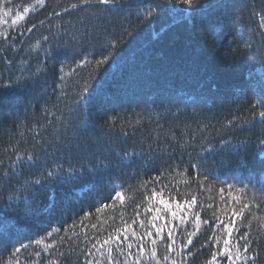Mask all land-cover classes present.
<instances>
[{
	"label": "trees",
	"instance_id": "16d2710c",
	"mask_svg": "<svg viewBox=\"0 0 264 264\" xmlns=\"http://www.w3.org/2000/svg\"><path fill=\"white\" fill-rule=\"evenodd\" d=\"M261 17L264 0H0V264H243L246 231L264 264ZM118 229L109 260L92 244Z\"/></svg>",
	"mask_w": 264,
	"mask_h": 264
},
{
	"label": "snow or ice",
	"instance_id": "6c2138e0",
	"mask_svg": "<svg viewBox=\"0 0 264 264\" xmlns=\"http://www.w3.org/2000/svg\"><path fill=\"white\" fill-rule=\"evenodd\" d=\"M6 2H8V0H6ZM37 2L42 4L44 2V0H37ZM93 2H95L97 4H100V5H108V4L114 3L115 0H80V3L82 5H89L90 3H93ZM176 2L181 3V4H184V5L191 6V5H193L195 3V0H176ZM78 6L79 5H77V4L70 5L71 8H77ZM67 10L68 9H64V11H67ZM9 11H11V9H9ZM25 11H27V9H25ZM154 11H155V9H149L145 13V15L150 17V16L153 15ZM19 19H23V17H19ZM13 23H15V21H13ZM261 26L264 27V17H261ZM33 27H35V25H33ZM29 30H31V29H29ZM45 39H47V37H45ZM110 47H111V45H110ZM110 55H111V53H109L108 55L104 56L101 60L96 61L95 62L96 66L99 67L100 65L107 63L108 62V58H109ZM87 91H88V88L85 87L84 88V92H87ZM257 103H260V102L258 101ZM258 116L260 117L261 122H264V111L259 112L258 113ZM228 123L231 124L232 121H229ZM249 123H251V122H249ZM261 144H262V146H264V141H261ZM262 150H264V148H262ZM28 158L31 159L32 157L29 156ZM48 175L51 176V175H53V173L49 172ZM156 179L159 180V177H157ZM35 183L39 184L40 181L39 180H36ZM228 188L231 190L233 188V185H228ZM113 191L115 193V196L113 197V199H119L121 201L124 200V196H123V193L121 191L117 190L115 187H114ZM223 191H224L223 189H220V192L221 193H223ZM236 191L238 193V195H236V196H231V191L229 193V195L231 196V198L237 204L240 205L238 211L235 208L232 209L233 214H234V218L232 220V225L233 226L225 225V228H227V231H228V236L230 238H231L232 233H233V230H234L235 218H239L242 221L243 218H244L245 210H250L251 209V205L253 203H255V195L254 194L251 197V199H249L248 192H247V186H245L244 188H239ZM162 192H163V189H162ZM161 194L162 193H157L155 191V189L152 190V197L153 198H157L158 199V202L161 205H163L166 209H170L172 205L169 204L165 199L160 198ZM261 198L264 199V193H262V197ZM145 199H148V197L146 196ZM195 204H196V197L195 196H193L190 205L188 204V201L187 200L185 201V205H188L189 207H191V205H195ZM108 206L109 205H107V204L103 205V207H108ZM256 206L259 207V205H256ZM137 207H139V205H137ZM176 207L182 208V207H184V205H181L179 203H176ZM97 211H100V209H97ZM145 211L146 212L147 211H151V209L146 208ZM155 211L156 212H160V208H156ZM136 215L139 216L140 213L137 212ZM171 215L173 217H175L176 216V212L173 211L171 213ZM252 218L255 219L256 217L253 215ZM153 219H157V217H153ZM199 219H200L199 218V215H197L196 216V220L199 221ZM183 221H184V217H181V222L183 223ZM133 223H136V221L133 220ZM140 226L141 227H144V221L143 220L140 221ZM93 227H95V225H93ZM151 227L152 228H155V230H156V232L158 234L161 232V229L160 228H156L155 224H152ZM235 230L237 232L239 231V229H235ZM58 231H59V229L53 228L51 232H48L47 233V235L48 236H52L53 232H58ZM124 231L125 232L127 231V226H126V228H125ZM120 233H121V230L118 229V230H116L115 235H113V234L110 233L108 235V237L106 239H104L102 242H101V240L98 239L96 241V243L92 244V248L95 249L98 253H100V255H104V252H101L100 249L101 248H105V246H107L106 251L108 253V259L109 260H112L113 258H112V255L111 254H112V251H113V246H115L121 253H123L124 252V248L121 247V245L124 243V240H127L128 239V236L125 234L124 235V240H122ZM132 234L133 235H137V238L140 239V237L138 236L137 233L133 232ZM145 235H147L148 237H152V231L151 230L146 231ZM167 235L170 238L172 236L171 231H169L167 233ZM192 235H195V233H193ZM159 238L161 240L164 239L163 236H160ZM240 241H243L244 242L243 243V252L240 251V245H239V242ZM43 242H44L43 239H40V240L35 241V243H37V244H41ZM151 242L153 244L152 255L155 256L156 255L155 245H156V242L157 241H156V239H152ZM229 242L230 241L227 240V239L224 241V245H225V247H224V254H225V258L227 260H232L231 248L228 247ZM191 244H192V240L191 239H188L187 240V243L184 245V247L187 248L188 245H191ZM97 245H99L100 247L98 248ZM249 245H250L249 234L246 231L244 234H242V235L239 236V239L237 241V251L235 253V259L236 260H239V261H243V264H248V262L250 260L252 261V264H255V261H256V257L255 256H250V255L247 254L249 252ZM44 246H45V248L52 247L51 244H45ZM27 247H28V245H21L20 247L15 248L14 251L16 253H19L22 248H27ZM167 247L168 248H171V244L167 245ZM127 248L128 249H131L132 248V244L131 243H128L127 244ZM139 250H140V252H143L144 251L143 244H140ZM188 254L189 255H192V252L189 251ZM36 255H40V253L37 252ZM127 255L128 256H132L133 253L131 251H129L127 253ZM217 255H218V253L217 254H213L211 260H209L207 262V264H213V262L216 261V259H217ZM138 259H139V256H137V260ZM165 259H167V257H165ZM88 264H92V261H88ZM172 264H176V262L173 261Z\"/></svg>",
	"mask_w": 264,
	"mask_h": 264
}]
</instances>
